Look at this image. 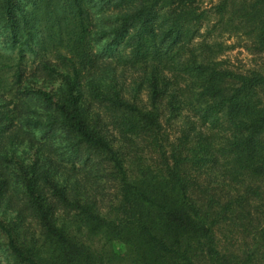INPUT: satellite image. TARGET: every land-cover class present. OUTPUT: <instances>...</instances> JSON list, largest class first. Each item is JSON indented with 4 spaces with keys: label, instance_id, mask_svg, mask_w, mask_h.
<instances>
[{
    "label": "trees",
    "instance_id": "16d2710c",
    "mask_svg": "<svg viewBox=\"0 0 264 264\" xmlns=\"http://www.w3.org/2000/svg\"><path fill=\"white\" fill-rule=\"evenodd\" d=\"M0 43V264H264V0H0Z\"/></svg>",
    "mask_w": 264,
    "mask_h": 264
},
{
    "label": "rangeland",
    "instance_id": "374dc122",
    "mask_svg": "<svg viewBox=\"0 0 264 264\" xmlns=\"http://www.w3.org/2000/svg\"><path fill=\"white\" fill-rule=\"evenodd\" d=\"M232 42V41H228ZM13 54L10 52H7L6 49H3V45L0 43V57H9ZM224 56L227 57L231 61V64L234 68L237 67H247L250 64V55L242 48L240 47H234L233 49H230L224 53ZM0 58V59H1ZM1 258L4 256L1 255Z\"/></svg>",
    "mask_w": 264,
    "mask_h": 264
}]
</instances>
